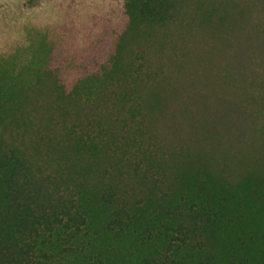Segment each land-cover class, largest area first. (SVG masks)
Masks as SVG:
<instances>
[{
  "label": "trees",
  "instance_id": "obj_1",
  "mask_svg": "<svg viewBox=\"0 0 264 264\" xmlns=\"http://www.w3.org/2000/svg\"><path fill=\"white\" fill-rule=\"evenodd\" d=\"M111 4L75 71L0 60V264H264V0Z\"/></svg>",
  "mask_w": 264,
  "mask_h": 264
},
{
  "label": "rangeland",
  "instance_id": "obj_2",
  "mask_svg": "<svg viewBox=\"0 0 264 264\" xmlns=\"http://www.w3.org/2000/svg\"><path fill=\"white\" fill-rule=\"evenodd\" d=\"M111 2L0 0V60L28 73V83L36 68L57 67L61 77L65 67L75 71L92 58V37L109 36L120 24Z\"/></svg>",
  "mask_w": 264,
  "mask_h": 264
}]
</instances>
